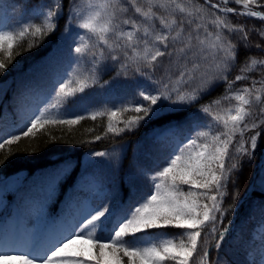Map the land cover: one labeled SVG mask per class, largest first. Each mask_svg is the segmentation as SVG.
Segmentation results:
<instances>
[{"label": "snow or ice", "instance_id": "snow-or-ice-1", "mask_svg": "<svg viewBox=\"0 0 264 264\" xmlns=\"http://www.w3.org/2000/svg\"><path fill=\"white\" fill-rule=\"evenodd\" d=\"M204 3L209 4L210 0ZM229 3L230 0H219L210 4L223 13L222 16L214 14L215 18L209 21L213 31L198 22L203 19L197 16L201 8L193 10L177 0H143V3L139 0H88L83 6L76 0H68L62 35L72 41L70 52L77 58L91 53L93 69L107 52L113 66L119 65L116 77L131 72L134 77L143 78L134 80L129 103L108 111L107 132L119 134L142 123H153L154 139L173 143L164 163L143 173L149 180L148 190L137 195L135 185L130 184L127 200L115 187L108 191L101 181L90 179L87 170L72 179L75 168L70 159L56 163L51 170L45 169L39 181L44 192L43 203L56 197L69 179H72L69 187L73 189L78 184L94 183L92 198L73 201L70 197L67 212L59 222L61 227L51 225L31 233L28 246H11L6 234L0 235V262L190 264L191 261V264H210L208 245L202 242V233L205 239L211 236L216 241L215 249H221L226 243L230 227H218L223 224L225 214L223 200L229 184H234L232 177L239 162L254 156L262 135V132H254L245 137V133L264 124V59L246 56L240 74L229 79L240 48L252 46L250 34L260 37L261 42L255 47L264 50V27L246 29L244 25L232 24L228 18V14H235L264 21V0H234L236 5L242 6L240 12ZM157 10L167 15H158ZM64 11V0H46L35 6L30 21L0 29V54L4 57L0 59V76L8 70L13 57L20 54L15 51L18 43L31 37L27 49L30 51L37 46V40L43 42L56 31ZM177 12L183 14L179 20ZM157 20L159 29L155 24ZM71 63L78 64L79 60L70 62L69 69L50 87L28 93L30 107L23 123L18 128L13 124L11 131L4 129L0 134V150L11 152L7 146L16 144L21 137L34 136L35 130L46 124L75 125L85 119L78 100L65 95L66 81L74 74ZM256 71L261 73L258 80L247 75ZM241 80L252 82L237 88ZM75 83L81 93L89 87L86 80ZM221 83L226 85L224 94L201 104L204 96ZM20 96L23 111L25 94L21 92ZM224 101L236 104L220 109ZM196 105L211 121L201 123L192 113L194 119L187 122L185 131L184 123L172 117ZM253 107H258L259 117L253 118ZM129 108L136 115L116 121L118 113L127 112ZM52 115L55 119L50 120ZM97 115L92 113L91 119L95 120ZM116 123H123L124 127L117 128ZM221 127L223 131H214ZM237 134L240 139L233 144ZM100 139V135L95 137V140ZM95 155L103 157L106 153ZM5 163L6 158L0 159V166ZM43 203L37 209L38 220L44 219ZM169 228L183 231L174 234L154 231ZM128 237L131 238L126 239ZM78 245L80 247H76ZM260 250V264H264V237ZM194 254L196 259H193Z\"/></svg>", "mask_w": 264, "mask_h": 264}, {"label": "trees", "instance_id": "trees-1", "mask_svg": "<svg viewBox=\"0 0 264 264\" xmlns=\"http://www.w3.org/2000/svg\"><path fill=\"white\" fill-rule=\"evenodd\" d=\"M44 2L46 0H0V29L15 27L26 20L30 21L35 6ZM76 2L83 6L88 0H76ZM139 2L143 3V0ZM177 2L193 10L197 7L201 8L202 11L197 16H202L203 19L198 22L206 24L213 31L209 21L214 19L215 15H223L219 10L205 4L204 0H177ZM64 3V15L60 18L56 31L47 35L43 42L37 40V46L32 47L30 51L27 49L32 38L27 37L20 41L15 48L20 54L13 57L8 70L0 76V134L4 129L13 130L11 127L13 124L18 128L23 123L27 109L30 107L31 97L28 93L34 89L50 87L69 69L70 62L76 59L79 63H71L74 74L66 81L68 87L65 95L68 99L78 100L80 110L85 112V119L75 125L46 124L36 129L34 136L21 137L16 144L7 146L12 150L11 152L6 149L0 150V159L6 158V163L0 166V235H8L7 232L10 230L15 235L20 226L29 234L37 233L51 225L55 226L60 222L62 214L67 212L66 204L70 197L73 201L91 199L94 183L86 186L78 184L74 189L69 187L72 179H76L84 170H87L88 176L93 181H101L105 190L112 191L115 187L118 193H123L125 200L128 197L130 184L135 185L137 195H142L149 188V180L143 173L160 167L173 143L172 140H155L153 123H142L140 127L119 134L107 132L108 111L129 103L135 88L134 80L143 78L134 77L131 72L126 76L116 77L119 65L113 66L114 62L107 58V52L96 69H93L91 53L77 58L75 53L70 52L69 46L72 41L62 35L68 16V0H64ZM157 12L158 15H167L163 10ZM129 15L132 13L130 12ZM175 15L179 20L183 14L177 12ZM167 18L171 19L170 16ZM228 18L232 24L244 25L246 29L264 27V21L258 19L240 18L234 14H228ZM35 22L39 23V21ZM155 24L159 29L158 20ZM74 31L83 32L77 29ZM236 39L238 40V37ZM249 39L252 46L247 49L240 48L237 64L230 73L229 79H234L240 74L246 56L264 59V50L255 47L261 42L260 37L253 33L250 34ZM3 58L0 54V59ZM247 75L257 80L261 78L259 71ZM77 80L82 82L86 80L89 85L83 93L75 83ZM251 82V80H241L237 82L236 87L248 86ZM225 86L223 83L218 84L200 103L207 104L223 95ZM21 92L25 94L23 111L20 109ZM69 93L72 95L69 96ZM235 104V101H224L220 109H227ZM198 108L199 105L188 107L186 111L178 113L172 119L183 122L185 131L187 122L194 119L192 113H195L201 123H209L211 118L199 112ZM92 113L98 114L95 120L91 119ZM134 115L136 113L129 108L127 112H119L116 121H124ZM252 115L253 118L260 116L258 107H253ZM49 119H55V115L50 116ZM116 127L123 128L124 124L116 123ZM214 131H223V129L221 127ZM254 132H262L254 156L251 159L243 158L239 162L240 166L232 177L234 184H229L227 195L223 200L225 214L223 224H219L218 227H230L226 243L221 249H215L213 244L216 241L211 236L205 239L202 233V242L208 245L210 264H260V245L264 237V124L246 132L245 137L253 135ZM97 135L102 139L95 140ZM239 139L237 134L233 144ZM231 151L232 147H230ZM97 152H104L106 155L96 156ZM65 159L72 161L75 173L56 197L43 203L44 192L39 183L41 175L45 169L51 170L56 163ZM250 189L251 191L247 193ZM42 203L44 219L38 220L37 209ZM233 205L235 207H232ZM229 221H231L230 225ZM154 231L174 234L183 230L169 228ZM193 259H196V254L193 255Z\"/></svg>", "mask_w": 264, "mask_h": 264}, {"label": "rangeland", "instance_id": "rangeland-1", "mask_svg": "<svg viewBox=\"0 0 264 264\" xmlns=\"http://www.w3.org/2000/svg\"><path fill=\"white\" fill-rule=\"evenodd\" d=\"M218 2H219V0H210V4L211 3H218ZM229 6L235 8L237 12L242 11V6L236 5L233 0H230ZM238 16H240V18L250 19L249 17L243 16V15H238ZM55 227L56 228H60L61 224L58 223ZM18 229L19 230H18V232L15 235H13L11 230L7 232V234H8L7 237H8L9 244L11 246L19 247V248H23L25 246H28V242H29V239H30L29 232L25 231L24 228L21 227V226L18 227ZM76 247H80V246L78 245ZM83 247L87 248L88 246L87 245H83ZM0 264H17V262H15V261H13V262L4 261V262H0ZM89 264H91V262H89Z\"/></svg>", "mask_w": 264, "mask_h": 264}, {"label": "water", "instance_id": "water-1", "mask_svg": "<svg viewBox=\"0 0 264 264\" xmlns=\"http://www.w3.org/2000/svg\"><path fill=\"white\" fill-rule=\"evenodd\" d=\"M252 186H253V184L251 185V188H252ZM250 191H251V189L247 193H249Z\"/></svg>", "mask_w": 264, "mask_h": 264}]
</instances>
